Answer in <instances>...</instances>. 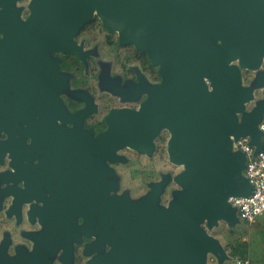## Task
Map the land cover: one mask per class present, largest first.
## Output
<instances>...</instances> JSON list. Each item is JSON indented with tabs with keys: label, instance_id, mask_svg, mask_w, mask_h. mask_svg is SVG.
<instances>
[{
	"label": "flooded vegetation",
	"instance_id": "1",
	"mask_svg": "<svg viewBox=\"0 0 264 264\" xmlns=\"http://www.w3.org/2000/svg\"><path fill=\"white\" fill-rule=\"evenodd\" d=\"M36 6L0 0V264H123L109 255L117 244L136 264L151 214L137 204L160 185L156 207L167 208L185 166L170 158L166 124L150 145L119 147L109 116L139 111L162 83L161 65L121 42L96 9L68 49L45 44L27 24ZM133 135L146 143V131Z\"/></svg>",
	"mask_w": 264,
	"mask_h": 264
},
{
	"label": "water",
	"instance_id": "2",
	"mask_svg": "<svg viewBox=\"0 0 264 264\" xmlns=\"http://www.w3.org/2000/svg\"><path fill=\"white\" fill-rule=\"evenodd\" d=\"M38 3L27 24L35 20V26L42 28L35 38L43 43L68 49L78 27L96 9L104 27L118 31L121 42L135 44L161 65L162 83L150 90L139 111H115L119 120L109 116L113 127L108 135L113 139L116 134L119 147L150 145L159 124H166L171 131L170 158L185 166L176 176L181 190L167 208L156 207L160 185L137 204H150L151 214L140 226L147 230L143 240L136 241L146 256L136 254V264H207L209 252L223 259L219 240L208 235L202 224L212 227L223 219L234 225L237 208L230 197L246 196L252 190L244 174L247 156L233 143L249 135L255 153L262 146L264 96L249 110L247 103L255 89L264 90V0ZM54 4L63 7L53 9ZM243 69L255 71L248 85L243 83ZM139 130L147 132L146 143L133 135ZM117 245L110 251L112 260L123 254V264H129L130 251L119 254Z\"/></svg>",
	"mask_w": 264,
	"mask_h": 264
},
{
	"label": "rangeland",
	"instance_id": "3",
	"mask_svg": "<svg viewBox=\"0 0 264 264\" xmlns=\"http://www.w3.org/2000/svg\"><path fill=\"white\" fill-rule=\"evenodd\" d=\"M255 71L242 70L243 83L248 85L250 78L253 77ZM264 96L263 88L255 89V96L253 101L249 102V105L254 100ZM262 122H264V117ZM177 170V169H176ZM236 218L238 221L234 225L228 224L225 220L220 219L217 223L209 227L207 222L202 224L205 232L214 238H217L220 242L222 249L224 250L225 257L223 259L218 258L212 252L206 254L207 264H237L238 258L232 256L229 253L228 242L232 237H239L247 242L248 258L251 264H264V214L260 215L256 221L252 224L240 219L235 209ZM232 230V231H231Z\"/></svg>",
	"mask_w": 264,
	"mask_h": 264
},
{
	"label": "built area",
	"instance_id": "4",
	"mask_svg": "<svg viewBox=\"0 0 264 264\" xmlns=\"http://www.w3.org/2000/svg\"><path fill=\"white\" fill-rule=\"evenodd\" d=\"M262 131V146L255 153V146L251 144L249 135L242 136L233 143L235 150H240L247 156L244 174L248 177L252 190L246 196H232L230 202L236 206L240 219L252 224L264 214V122L259 125ZM237 264H251L248 257L238 258Z\"/></svg>",
	"mask_w": 264,
	"mask_h": 264
},
{
	"label": "trees",
	"instance_id": "5",
	"mask_svg": "<svg viewBox=\"0 0 264 264\" xmlns=\"http://www.w3.org/2000/svg\"><path fill=\"white\" fill-rule=\"evenodd\" d=\"M228 249L229 253L236 258H245L248 256L247 242L239 237L229 239Z\"/></svg>",
	"mask_w": 264,
	"mask_h": 264
},
{
	"label": "crops",
	"instance_id": "6",
	"mask_svg": "<svg viewBox=\"0 0 264 264\" xmlns=\"http://www.w3.org/2000/svg\"><path fill=\"white\" fill-rule=\"evenodd\" d=\"M263 215V214H262Z\"/></svg>",
	"mask_w": 264,
	"mask_h": 264
}]
</instances>
